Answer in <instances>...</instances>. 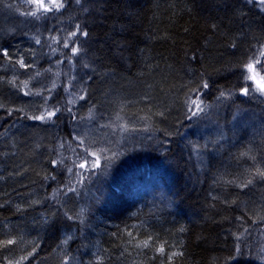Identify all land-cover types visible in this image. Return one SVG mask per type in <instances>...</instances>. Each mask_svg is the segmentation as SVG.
<instances>
[{
  "label": "trees",
  "instance_id": "16d2710c",
  "mask_svg": "<svg viewBox=\"0 0 264 264\" xmlns=\"http://www.w3.org/2000/svg\"><path fill=\"white\" fill-rule=\"evenodd\" d=\"M63 3L0 0V244L14 240L0 264H255L254 238L242 240L264 224V103L236 96L193 118L192 101L243 86L264 12L247 0ZM229 118L251 129L216 140ZM204 120L209 145L195 133ZM80 145L102 154L98 168Z\"/></svg>",
  "mask_w": 264,
  "mask_h": 264
},
{
  "label": "rangeland",
  "instance_id": "374dc122",
  "mask_svg": "<svg viewBox=\"0 0 264 264\" xmlns=\"http://www.w3.org/2000/svg\"><path fill=\"white\" fill-rule=\"evenodd\" d=\"M253 2L256 3L257 6L260 7L261 10L264 12V5H260L259 0H253ZM30 3L35 8V10L37 11L38 6L35 3H32V2H30ZM44 3L49 4L50 0H44ZM43 36H46V35H43ZM43 39L44 38L41 37L42 41H43ZM45 39H47V38L45 37ZM261 51H264V44H262L260 49H258L256 51L254 50V52L253 51L250 52V54H251L250 59L253 57L250 61H252V62H254L256 60L260 61V63L256 65V69H255L256 74H258V76H257L258 79L260 76H264V67H262V65H264V57L260 56ZM244 73H245L244 75H247L246 71H244ZM242 77H241V79H243ZM243 84L244 85L242 87H240V89H242L243 87H246V86L249 87V92H250L249 95H247V96L242 95V94L240 95V89H238L234 92H231V91L223 92L224 95L221 96V94H219L218 99H215L213 104L208 103L205 105L204 103H202L201 106L203 107V111L197 114L198 117L204 116L208 112V110L212 109L215 106L218 107L219 110L224 109L225 107H226V109H228V107H227V106H229L228 103L231 102L232 100H234L236 96H242L243 100H241V101L244 102V100H245V103H248V104L251 101H254L257 104H262V102L264 103V94H261L258 91H252V88L255 86L254 81H251V80L245 81L243 79ZM219 110H218V113H219ZM228 113H229V111H227L225 113V115H229ZM215 114H217V113H215ZM193 118H194V116H193ZM234 120H236V119L234 118ZM234 120H232V118H231L230 122L228 120V123L225 122L224 124H222V126H221L222 130L220 131V133L219 132H216V133L210 132V135L214 136L216 138V140H218L220 138L226 137V135H228V133H230L231 131H233L235 133V135H237V134L239 135V133H242L244 131V128H247L249 130L251 129V128H249V126H247L244 123L237 124ZM205 122H206V120L200 121L201 124L199 126V129L196 127L195 133L198 136H200V134H201L200 137H203L205 143L207 144L209 142V140H207L208 129H206V126L203 125V123H205ZM260 124L263 125V122H261ZM214 128H216V127H214ZM249 130H247V131H249ZM206 144L204 146L209 145V144H207V145ZM80 147L82 148V150L80 149V152H82V153L79 152L78 147L76 149L77 153L82 155V157H84L85 159H87V158L89 159V164L86 165L85 167L88 169V167L91 166L90 164H92V168L94 167L93 165H96L94 168H98V166L102 160V154L97 153L96 151H94V149L90 150V148H88L87 146H84V145H80ZM79 180H81V179H79ZM263 223H264V221H263ZM248 235L253 237L254 240H253V242H251V244L248 242V245H246L247 248L245 249V251L248 253L252 249L253 252H252V255H250V258L252 259V261H254L255 264H264V224H261V225L253 224V225H251V227L246 228L245 236H244V239L242 240V242H245L247 240L246 236H248ZM242 242L239 243L240 246H243ZM248 246H249V248H248ZM237 257L235 258L236 260H238ZM236 260H235V262H236Z\"/></svg>",
  "mask_w": 264,
  "mask_h": 264
},
{
  "label": "snow or ice",
  "instance_id": "6c2138e0",
  "mask_svg": "<svg viewBox=\"0 0 264 264\" xmlns=\"http://www.w3.org/2000/svg\"><path fill=\"white\" fill-rule=\"evenodd\" d=\"M30 2L35 3L38 6V11H41L43 13H47L49 11H52L53 9L59 11L61 8L64 7L63 0H50L49 4H45L44 0H30ZM76 2L80 3V0H76ZM247 2L252 3L253 0H247ZM259 4L264 5V0H259ZM31 15L36 16L37 13L33 12V13H31ZM78 31H79V27H78ZM81 34L84 36H87L86 32H82ZM72 35L76 36L77 33L74 32V33H72ZM37 43H39V41H37ZM233 47H235V45H233ZM79 51L80 50L78 48H75V47L72 49L73 54H77ZM0 53H2L4 56L8 55V52L6 50H3V49H0ZM260 56L264 57V51L260 52ZM193 58H195V57H193ZM18 63L21 65V67H26V65L23 62V59L19 60ZM259 63H260V61L256 60L254 62L250 61L249 63L242 65V70L247 72V75H243V79L245 81H249V80L254 81L255 86L252 88V91H258L261 94H264V76H260L258 79L257 78L258 74H256V72H255L256 65ZM262 67H264V65H262ZM201 87L204 89H207L210 87V84L207 82H204L201 84ZM240 92L242 95H245V96L249 95L250 94L249 87H247V86L243 87L242 89H240ZM223 95H224V93L222 92L221 96H223ZM192 105L196 109L195 111L192 112L193 116H195L198 113L203 111V107L201 106L202 102L198 103L197 100H193ZM55 114H56L55 112L50 111L47 113L46 116L42 115V116H38V117H33V119H38V120L50 119ZM248 155H249V152L241 153V156H248ZM250 158L255 160L254 156L250 157ZM53 163H55V162H53ZM93 166L95 167L96 165H93ZM81 167H84V165L82 164ZM256 175L259 178L264 179V170L257 168L256 169ZM248 183L251 184L252 181L249 180ZM244 186L245 185H241V187H244ZM129 235H131V234H129ZM151 240H152V237L149 236L147 240L139 241L137 243V247L147 248L150 246L149 241H151ZM13 243H14V240L9 239V240L4 241L2 244H0V247H7L8 245H12ZM65 243H66V241H65ZM33 251H35V249H33ZM156 251L160 254H164V252H165L164 244L163 243L160 244V246L156 248ZM237 251H239V249H237ZM181 254L182 253H173L172 256L181 255ZM28 255L30 256V255H32V253H29ZM172 256H169V260L172 259ZM27 259H28L27 256L21 257L20 260L15 262V264H22V261L27 260ZM8 264H12V261H9Z\"/></svg>",
  "mask_w": 264,
  "mask_h": 264
},
{
  "label": "bare ground",
  "instance_id": "6f19581e",
  "mask_svg": "<svg viewBox=\"0 0 264 264\" xmlns=\"http://www.w3.org/2000/svg\"><path fill=\"white\" fill-rule=\"evenodd\" d=\"M242 84H243V81H242ZM244 85V84H243Z\"/></svg>",
  "mask_w": 264,
  "mask_h": 264
}]
</instances>
